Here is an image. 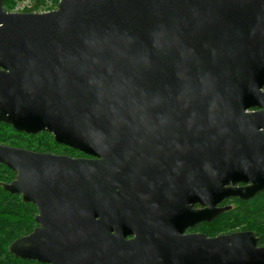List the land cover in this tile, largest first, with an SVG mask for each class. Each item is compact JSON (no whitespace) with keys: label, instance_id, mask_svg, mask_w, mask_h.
I'll list each match as a JSON object with an SVG mask.
<instances>
[{"label":"water","instance_id":"obj_1","mask_svg":"<svg viewBox=\"0 0 264 264\" xmlns=\"http://www.w3.org/2000/svg\"><path fill=\"white\" fill-rule=\"evenodd\" d=\"M264 0H0V123L88 158L0 145L39 264H264L251 231L187 234L264 190ZM241 185V186H238ZM198 205L201 209H193Z\"/></svg>","mask_w":264,"mask_h":264},{"label":"trees","instance_id":"obj_2","mask_svg":"<svg viewBox=\"0 0 264 264\" xmlns=\"http://www.w3.org/2000/svg\"><path fill=\"white\" fill-rule=\"evenodd\" d=\"M25 2L28 3V7L23 12L44 13L56 9L58 0H2V8L5 12H13L17 5ZM0 145L36 153L88 158L76 150L55 143L48 132L42 131L35 135L18 133L4 123H0ZM14 177L15 174L11 170L0 164V264H39L35 261L21 260L8 251L12 242L29 235L37 226L34 221L36 207L23 202L19 195H11L2 188L3 184L12 182ZM220 206L230 208L210 223L199 224L189 232L217 237L251 231L257 238V245L264 246V190L249 200L227 199Z\"/></svg>","mask_w":264,"mask_h":264},{"label":"flooded vegetation","instance_id":"obj_3","mask_svg":"<svg viewBox=\"0 0 264 264\" xmlns=\"http://www.w3.org/2000/svg\"><path fill=\"white\" fill-rule=\"evenodd\" d=\"M238 186H241V185H238ZM224 201H225V200H224ZM222 203H223V202H222ZM222 203H221V204H222ZM221 204H220V205H221ZM220 205H219V207H222V206H220ZM193 209L198 210V209H201V207L198 206V205H194ZM203 223H205V222H203ZM209 223H210V222H209ZM199 224H202V223H199ZM199 224H196V225H194L192 228L187 229L185 233H187V234H203V233H199V232H189L190 229H193L195 226H197V225H199Z\"/></svg>","mask_w":264,"mask_h":264},{"label":"rangeland","instance_id":"obj_4","mask_svg":"<svg viewBox=\"0 0 264 264\" xmlns=\"http://www.w3.org/2000/svg\"><path fill=\"white\" fill-rule=\"evenodd\" d=\"M28 7V3L25 2V3H22V4H19L15 7L14 11L13 12H16V13H20V12H23L25 8Z\"/></svg>","mask_w":264,"mask_h":264}]
</instances>
